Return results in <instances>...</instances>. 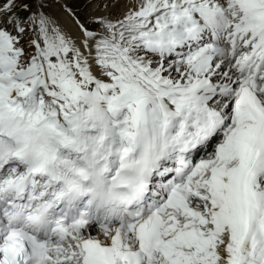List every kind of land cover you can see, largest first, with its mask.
<instances>
[{
	"label": "snow or ice",
	"instance_id": "1",
	"mask_svg": "<svg viewBox=\"0 0 264 264\" xmlns=\"http://www.w3.org/2000/svg\"><path fill=\"white\" fill-rule=\"evenodd\" d=\"M0 264H264V0H0Z\"/></svg>",
	"mask_w": 264,
	"mask_h": 264
}]
</instances>
